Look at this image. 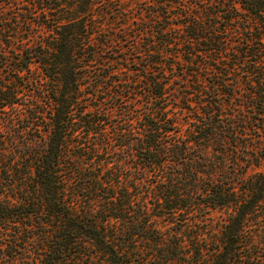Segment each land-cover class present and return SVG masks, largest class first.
I'll list each match as a JSON object with an SVG mask.
<instances>
[{"label": "trees", "instance_id": "1", "mask_svg": "<svg viewBox=\"0 0 264 264\" xmlns=\"http://www.w3.org/2000/svg\"><path fill=\"white\" fill-rule=\"evenodd\" d=\"M21 1L0 15V264H264V0H154L122 36L119 0ZM128 37L137 60L110 54Z\"/></svg>", "mask_w": 264, "mask_h": 264}, {"label": "rangeland", "instance_id": "2", "mask_svg": "<svg viewBox=\"0 0 264 264\" xmlns=\"http://www.w3.org/2000/svg\"><path fill=\"white\" fill-rule=\"evenodd\" d=\"M151 1V2H150ZM154 0H119L118 2V10L117 12H115L114 14L116 15L115 18L113 19V21L111 20L112 15H108L107 13H105L103 11V15L101 17V20L103 21V23H108L109 25H113V32H115V34L117 35H121L122 36V32L120 31H115L116 27L117 28H122V26H124L125 24H128L129 29L130 30V34H134V32L132 30L135 31V27L136 24L140 23V17H142V14L145 12L144 10L149 6L148 4L152 3ZM20 6L19 7H15V8H11V10L8 9L7 4L3 3L0 4V15L2 14V16H9L8 14L14 12V14L20 13L22 11L21 7L23 6V2L20 0V3H18ZM108 4L110 5V7L113 6V4L111 2H108ZM104 5L101 6L100 9L102 10H106ZM144 11V12H143ZM145 14V13H144ZM146 18V17H145ZM109 25H102L104 27H108ZM111 27V26H109ZM110 29V28H109ZM135 41H133L131 39V37H128L126 39H122L121 40V45L118 44L117 47L114 46V48H118V51H115L117 53H113L111 52L110 54H112L113 56H116V54L120 55L122 54V56H128L130 59L129 60H137V56H139L138 51L139 49L137 47H135V43H133ZM19 43V40H15L14 44ZM116 50V49H114ZM131 67H136V63L134 62H130L129 63ZM31 67H33V65L31 64ZM212 215V219L208 220V228L213 231V232H217L218 231V227L219 224L222 220V218L224 217V213L220 210H216V211H212L211 213ZM30 256H32V254H30ZM157 261L156 260H151L149 263L147 264H156ZM264 263V262H263Z\"/></svg>", "mask_w": 264, "mask_h": 264}]
</instances>
